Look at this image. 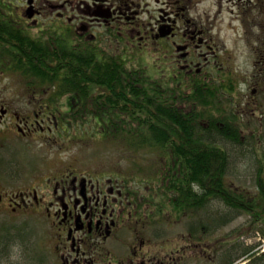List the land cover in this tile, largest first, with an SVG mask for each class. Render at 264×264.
<instances>
[{
  "label": "flooded vegetation",
  "instance_id": "flooded-vegetation-1",
  "mask_svg": "<svg viewBox=\"0 0 264 264\" xmlns=\"http://www.w3.org/2000/svg\"><path fill=\"white\" fill-rule=\"evenodd\" d=\"M262 18L264 0H0V78L13 84L0 86V248L19 249L20 261L30 242L23 264H256L264 251L241 245L250 233L228 231L241 215L197 214L176 201V190L165 191L178 177L166 167L173 152L158 153L164 163L150 179L79 157L85 140L111 145L146 122L117 118L123 103L115 91H68L16 63H47L50 77H84L98 75L84 61L117 62L154 82L162 97L171 88L175 109L213 94L262 124ZM230 41H246L251 53L239 80L228 65ZM154 54L155 68L170 69L157 71L160 82L146 70ZM124 103L131 108L127 96Z\"/></svg>",
  "mask_w": 264,
  "mask_h": 264
},
{
  "label": "trees",
  "instance_id": "trees-1",
  "mask_svg": "<svg viewBox=\"0 0 264 264\" xmlns=\"http://www.w3.org/2000/svg\"><path fill=\"white\" fill-rule=\"evenodd\" d=\"M17 66L22 71L32 72L39 81H56L59 87L68 91L100 85L108 91H115L118 100L123 103V107L117 108V118L125 119L129 114L133 119L146 121L128 127L132 130L124 133L126 139L125 141L123 139L124 147L127 150L138 147L148 148L150 151H158L166 155L167 150L174 153L173 157L170 156L171 158L168 159L172 163L166 167H172V173L177 172L178 177L172 174L174 179L165 187V191L176 190L177 202L187 201L189 206L193 205L197 214H210L207 211L209 204L220 201L218 204L222 205L225 211L221 208L219 214H225L229 219L242 213L254 214V217L257 215L260 219H264L262 164L257 169L253 192H247L230 183L226 184L225 181L233 159L241 152L254 153V144L251 143L256 142L252 132L249 135L253 138L243 132L241 118L236 115L235 105L230 98L226 105L213 94L210 95V99L202 98V101L195 105L191 103L192 101L185 100L190 104L178 110L171 103L174 101L171 88L166 87L165 97H162L159 93L160 87L154 82L144 76L136 75L135 71L126 70L117 62L112 64L84 61L85 70L90 69L98 73L84 77L69 74L67 77H50L47 73V63L19 62L16 63ZM70 66L74 70L80 64L74 63ZM121 72H131V74H121ZM127 80L132 81L131 85H128ZM125 96L131 100V108H125ZM189 107L194 108L195 111H190ZM206 117L217 121L223 120L224 125H201L200 120ZM181 120L186 122H180ZM190 120L196 122L194 126L189 123ZM159 162V166H163V160ZM216 220L213 219L214 222ZM262 231L264 232L260 229V232ZM250 248L248 246L246 249Z\"/></svg>",
  "mask_w": 264,
  "mask_h": 264
},
{
  "label": "rangeland",
  "instance_id": "rangeland-1",
  "mask_svg": "<svg viewBox=\"0 0 264 264\" xmlns=\"http://www.w3.org/2000/svg\"><path fill=\"white\" fill-rule=\"evenodd\" d=\"M262 21H264V18H262ZM261 33H264V31H260ZM230 34V32H222V35ZM229 51L231 56L228 58V65L231 67V71L236 75V78L239 80L243 77L244 73L243 71L247 69V65H245V61H247L248 57L251 55L250 50H248L247 42H240V46L233 45V42L230 41ZM157 54H154L151 56V58H147L148 67L146 68L147 72L149 74H152V77L155 81L161 80L160 77H157V71L160 70L161 74L162 71L165 69L170 70L167 66L160 68H155L156 64L158 63V60L156 58ZM146 63V64H147ZM134 68V67H133ZM131 67H126V69H133ZM251 69V66L248 67V70ZM22 81V80H21ZM160 82V81H159ZM13 85L12 84V78H0V86H8ZM238 84H236L237 86ZM237 92V91H236ZM237 109V108H235ZM236 111V110H235ZM237 113V111H236ZM238 114V115H237ZM236 115L239 117L240 114H243L240 116L241 123L243 124V132L248 134L249 137L253 138L249 135L251 133L255 137L253 138L255 143L254 144V153H239L238 157L233 159L234 161L231 162V170L228 174V177H226L225 181L226 184L230 183L233 186L242 188L246 190L247 192H253L255 180L257 178V169L262 164L264 167V123L259 124L256 121H253L252 115L249 113H237ZM244 137V136H243ZM251 147V146H250ZM249 148V147H247ZM246 149V148H245ZM244 149V150H245ZM243 150V151H244ZM248 150V149H247ZM255 150L257 153H255ZM250 151V150H249ZM76 152V150H69V153ZM158 151H150L148 148H135L131 150H127L124 147V141L120 139V141L113 143L111 145L102 143V144H96L95 142L92 143V141L85 140L83 143L80 144L79 148V157L84 159V163H87L89 160H91V166H97V167H107V168H113V169H120L123 172L127 171L129 176L136 177V178H142V179H150L151 177H154L153 173H156L159 171V161L161 160L158 157ZM263 175H264V168H263ZM133 188H135L136 183H133ZM219 202H213L209 206L208 211L210 214L213 215H219L221 208H223L222 205L219 206ZM225 211V209L223 208ZM205 212V211H203ZM217 212V213H216ZM205 214V213H201ZM254 218V222H247L251 220V216L245 215V213L241 214V217L239 219L229 223L228 225V231H233L235 234H248L245 236L244 239H241L242 246L247 248L248 246L252 248H258L259 246V252L264 251V239L260 238V235L257 234V231L260 229L264 230V219H260L257 215H252ZM258 220V221H257ZM241 232V233H239ZM263 232V231H262ZM262 232L260 234L262 235ZM264 233V232H263ZM226 235V233H224ZM232 234H227L228 237L227 241H233L235 239V236ZM2 238V237H1ZM260 244V245H259ZM24 252L25 255L23 258L19 261L18 257V250L19 249H10L8 250L7 247L0 248V264H18L22 263L23 261L26 262L27 256H29L32 252L31 243L27 242L24 244ZM229 249H231V245H229ZM234 246V245H233ZM237 246V245H235ZM253 246V247H252ZM225 247V246H224ZM6 249V252H5ZM258 250L254 251L257 252ZM258 256V255H257ZM261 257L258 259V257H255L254 259H257L258 262L256 264H264V255H261ZM23 260V261H22ZM256 260V261H257Z\"/></svg>",
  "mask_w": 264,
  "mask_h": 264
},
{
  "label": "bare ground",
  "instance_id": "bare-ground-1",
  "mask_svg": "<svg viewBox=\"0 0 264 264\" xmlns=\"http://www.w3.org/2000/svg\"><path fill=\"white\" fill-rule=\"evenodd\" d=\"M1 239H2V238L0 237V241H1Z\"/></svg>",
  "mask_w": 264,
  "mask_h": 264
}]
</instances>
